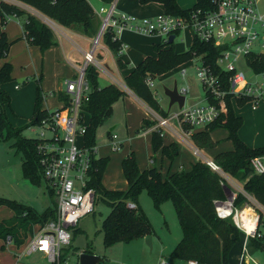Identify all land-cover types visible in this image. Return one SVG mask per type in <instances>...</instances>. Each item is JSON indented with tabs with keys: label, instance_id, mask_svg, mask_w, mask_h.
<instances>
[{
	"label": "trees",
	"instance_id": "obj_1",
	"mask_svg": "<svg viewBox=\"0 0 264 264\" xmlns=\"http://www.w3.org/2000/svg\"><path fill=\"white\" fill-rule=\"evenodd\" d=\"M36 9L48 19L55 21L60 26L81 33L87 38L96 35L99 22L88 0H16ZM110 4L113 0H100ZM140 5L149 3L161 4L165 13L173 16H183L196 7H209L211 0H196L189 9H182L176 0H136ZM1 26L6 25L8 18H22V36L27 44L36 46L41 52L56 45V40L51 28L40 20L35 14L18 6L17 4L0 1ZM102 43L116 57L118 69L126 67L120 60L121 42L113 38L111 32L103 35ZM11 42H8L4 32H0V59L6 57ZM220 47L212 43L192 40L187 51L175 52L171 44L158 43L153 45L156 56H146L125 77V86L151 110L160 116H167L156 96L152 93L147 78L154 79L157 76L184 65L194 58H201L204 64L210 66L214 73L220 74L216 59L220 54ZM263 64L256 69L261 70ZM12 66L4 62L0 66V103L3 110L0 115V136L5 132V140L14 139L13 147L22 155L21 170L23 177L32 183H39L41 179L39 156L37 147L40 141L35 138H26L23 131L31 126L39 125L44 119H48L51 112L42 108L44 94L40 85V78L35 87V98L32 117L24 127H13L6 108L10 106L9 95L1 89L3 84L9 83ZM223 76V78H226ZM86 81L90 88L88 100L81 105L88 117L86 131L83 136L85 147H95V129L106 122L112 114V104L125 95L119 87L108 84L100 87L99 73L89 66L86 69ZM59 101L66 104L69 97L62 91H58ZM247 99L236 100L238 108L244 106ZM226 110L217 120L206 125L202 130L190 134L193 145L198 149L213 148L214 141L210 133L217 128H223L227 132L226 140L232 143V150L218 153L213 163L224 174L243 182V191L252 196L264 207V175L253 173L250 160L264 155V146L251 148L238 136V131L243 125L241 116L236 115L234 108L225 99ZM153 121L145 119L143 127H150ZM187 129V127H185ZM151 149L159 151L162 158L170 163L178 156V147L175 142L164 144L159 132L151 133ZM109 162V157L92 155L90 167V179L88 188L95 191L99 199L110 208L101 225L102 240L105 248L116 244H128L132 241L146 238L152 235V225L138 204L140 193L144 190L150 197L153 205L158 208L165 202H170L178 219L182 237L170 251L169 257L173 260L187 262L194 260L198 264H227L228 254L232 246L239 242L240 233L231 219L222 220L216 216L213 201L225 200L226 190L229 186L225 178L204 160L197 159L188 171L182 169L164 176L155 167L140 171L137 166L134 152H129L121 160L122 175L127 183V189L109 190L104 187L101 180ZM48 190V189H47ZM53 204L43 212H38L33 207L0 197V207H6L12 212V216L0 221V239L7 240L10 237L15 247H20L26 238L32 233L37 224H44L56 217V201L52 190H48ZM247 202L246 197L237 192L234 199L235 207H242ZM134 207H128V204ZM260 214V223L262 221ZM2 243L1 248L4 246ZM247 245L252 253L259 254L264 248V240L261 238H249ZM83 253H92L91 248H86Z\"/></svg>",
	"mask_w": 264,
	"mask_h": 264
},
{
	"label": "built area",
	"instance_id": "obj_2",
	"mask_svg": "<svg viewBox=\"0 0 264 264\" xmlns=\"http://www.w3.org/2000/svg\"><path fill=\"white\" fill-rule=\"evenodd\" d=\"M209 5L206 8L196 7L183 16H173L164 11L143 18L124 12L117 14L114 3L98 9L100 30L98 29L92 38L90 48L83 52L82 64L77 68L74 78L64 80V88L61 91L68 95V104L64 100H58L60 107L50 111L48 119L35 125L40 128V132L34 137L40 141L37 147L40 175L46 188L54 193L56 217L44 224L35 225L24 243L20 247H14L12 257L16 263L33 254H40L48 264H60L61 252L70 244L71 230L82 217L94 211L97 195L87 186L92 155H96V150L95 147H85L83 136L88 117L82 111L81 105L88 100L90 91L86 81V69L92 66L99 74H107L97 59L105 33L111 32L113 38L118 40L122 30H129L154 36L159 38L161 43H168L171 35L175 36V40L181 32L186 31L192 40L212 43L221 48L215 63L220 74L214 73L210 66L197 57L199 66L196 67V77L203 91V103L187 105L185 102L188 89H177L178 93L184 96V104L179 112L160 116L150 109L149 120L154 124L146 128L147 132H159L162 136V131H166L184 140V136H190L192 132L203 129L225 112L226 97H229L233 108L238 99H247L246 104L252 109L264 102V13L258 11V1L211 0ZM122 49L121 45L120 53ZM240 59L248 67L251 81L238 70ZM260 64H263V68L256 69ZM185 73L186 70L181 69L182 77ZM226 75L227 77L223 78ZM151 80L150 77L146 80L149 87L152 85ZM57 93L58 91L52 94L57 98ZM2 110L0 103V115ZM45 131L49 132V137L45 135ZM115 138L116 135H112V139ZM112 148L114 151L119 149L114 142ZM194 153L199 155L195 148ZM204 161L212 170L223 176V172L212 161ZM250 166L253 173L264 175V155L252 158ZM241 193L247 199L242 207L234 206L236 194L231 192V196L225 200L213 201L215 213L219 219H231L239 233L244 236L238 264H260L253 258L256 253L249 250L247 242L249 238L264 240V233L259 229L260 214L264 213V208L252 196L244 191ZM128 207L132 208L134 204L129 203ZM245 211L249 212L253 220L251 228L244 223ZM10 243L11 239L7 237L3 248ZM259 254L263 259L261 264H264V248ZM159 264L172 263L161 259ZM185 264L198 263L189 260Z\"/></svg>",
	"mask_w": 264,
	"mask_h": 264
},
{
	"label": "rangeland",
	"instance_id": "obj_3",
	"mask_svg": "<svg viewBox=\"0 0 264 264\" xmlns=\"http://www.w3.org/2000/svg\"><path fill=\"white\" fill-rule=\"evenodd\" d=\"M257 1L258 11L264 13V0ZM93 5L96 7L94 2ZM158 11H160V9L149 6L145 8L142 13L144 16H151L158 13ZM98 22L100 27L101 21L98 20ZM44 23L47 24L46 22ZM47 25L51 28L53 33L56 32L54 27L52 28L49 24ZM132 39L139 45L143 43L147 44V47H143L142 51L139 52L140 54L146 53L145 51L147 50H150L148 54L151 53L149 38L139 35L133 36ZM171 45L175 52L181 53L187 51L190 46V37L188 33L186 31L181 32ZM35 59L34 55L32 58L29 57V60L26 62H24L23 57H21V59H17L14 62V70L12 71L13 78L11 77L12 80L4 86V89L9 93L11 98V105L6 108V112L8 114V118L12 120L11 123L13 127H17L18 125L20 127L26 126L32 117L33 110L31 102L32 97L34 98L35 96V87L37 85V80L39 79V73L42 72L43 75V81L41 84L43 89L48 91L49 88L54 87V68L48 65L47 68L45 67V70L42 71V67L39 68L37 61L35 62V66H32L34 63L33 60ZM20 61L22 62L20 63ZM198 66L199 59L194 58L192 61L184 64V66L181 65L180 67H177L168 73L157 76V78L151 80L152 85L150 86V89L156 96L159 108L165 113L173 115L179 112V108L176 104H173L168 110L169 99L164 94V88L171 89L174 82L176 83L177 89H188L185 102L187 105L203 103V91L196 77V67ZM237 68L245 74L247 80H252L250 71L244 62H242V59L239 60ZM181 69L186 70L184 77L180 75ZM100 78L101 76H99V79ZM65 79L60 81L59 85L61 88H64ZM100 80L102 83L101 85H104L106 81H104L103 78ZM121 80L123 81V78H121ZM15 85L19 87L18 90L14 88ZM121 88L128 91V89L123 87V85ZM43 94L45 97L46 94L44 92ZM53 101V96H48L46 106L53 108L56 104ZM248 105L249 104H245L243 108H248ZM235 108L238 107L235 106L234 109ZM149 110L150 108L147 105H142L130 94H126L123 97H119L112 104L111 117L95 129V146L99 149L100 154L107 153L106 146L111 143L108 136L109 133L117 135V141L122 142V147L119 151L111 152L109 154L111 160L107 165L103 176L105 183L111 188L124 189L126 187V182L123 178L121 167L118 164L117 158L127 150L128 145L135 148V156L138 157L137 163L140 166H144L147 161L146 142L148 137L143 138L140 134L143 130L141 129L143 127V121L145 119H149ZM236 110L239 112L241 109ZM242 119L243 126L241 128V133L243 136H252L255 131L263 132L264 102L258 104L257 111L253 113L250 111L244 114ZM214 131H212L214 132L213 137H222L226 133L223 128H217ZM39 132L40 128L38 126H33L26 128L23 131V136L26 138H34ZM45 135L47 137L50 136L47 131H45ZM4 137L5 132H3L2 136H0V197L15 200L19 203L33 207L40 213L43 212L48 207L52 206L54 199L50 197L43 180H40L39 183H32L23 177L21 170L22 155L21 153H17L13 147L14 139L5 140ZM162 139H171V141L176 142V144L183 149L181 160L186 162L183 163L184 168L189 165V163H187L189 161V155L194 158L196 157L197 159H210L213 161L212 152L217 146V149L232 146L229 140L222 138V140L217 143V146L215 145L211 151L198 149L193 145L190 136H184V140H182L166 131H162ZM194 148L197 149L199 153L198 156L194 153ZM164 164L165 163H163V166ZM223 177L226 181L230 180L228 178L229 176L223 175ZM226 195L228 197L231 196L230 189L226 190ZM138 204L145 212L152 225V235L150 236L152 238L151 247L147 244L146 238H143L142 241H134L137 243L133 242L131 245L120 243L109 248H105L102 240L101 225L109 213L110 208L102 203L97 196L93 213L82 217L75 227L76 230H74L75 228L71 230L70 244L62 250L60 264H79L80 251H84L86 248H91L93 252L104 256L105 262L103 263L101 261L98 264H116L118 261L128 259L130 260V263H136L135 261L137 260V256L140 257V260L143 263L151 262L153 264L157 261L155 259L162 256L164 260L169 261L170 263L184 264L182 261H173L169 257L170 251L182 237L181 228L171 203L165 202L156 208L146 191L143 190L139 195ZM11 214L12 212L8 208L0 207V221L9 218ZM262 216L259 229L262 233H264V213ZM243 237V234H240L239 242H236L230 249L227 264H238L239 251L244 239ZM3 242L4 240L0 239V245ZM138 244L143 247V249H141V253H134V251H130V253H128L125 251V248H131L134 245L138 246ZM11 245H13V243H11ZM12 248L13 247L10 246V244L4 248L0 247V263L9 262L10 259H12V254L14 252L12 251ZM253 258L258 263H263V259L260 254H255ZM20 263L48 264L45 258H43L40 254H33L29 257L23 258Z\"/></svg>",
	"mask_w": 264,
	"mask_h": 264
},
{
	"label": "crops",
	"instance_id": "obj_4",
	"mask_svg": "<svg viewBox=\"0 0 264 264\" xmlns=\"http://www.w3.org/2000/svg\"><path fill=\"white\" fill-rule=\"evenodd\" d=\"M0 1H5L8 3L17 4L18 6L24 7L25 9H28L30 12L35 13V15L37 17H39L42 21L49 24L52 28L54 27L56 29V32L53 33L55 40H56V45H53V46L49 47L48 49H46L45 51L41 52L38 47L31 46V45L27 44L26 41L23 38H21V36H22V20H23L22 18L10 17V18H8V21H7L6 25H4V26H1V23H0V32H4L8 42H11V45L8 49V53H7L6 57L3 59H0V66L4 62H8L12 66V71H13L14 65H15L14 62L17 59H19V58L21 59V57H23L24 62H26L29 60V57L32 58V56L34 55V58H36V59L33 60L34 63L32 66H35V62L37 61L39 68L42 67V71H44L45 67L47 68L48 65L53 67L54 68V82H53L54 87L49 88L48 89L49 92H48L47 90L43 89L41 86L43 92L46 94V96L44 97L43 102H42V108H44L48 111H52L54 109L59 108L60 103H59L58 99L56 98V96L53 95L52 93H55L57 91H61L63 89L59 85L61 80L65 79V78L66 79L67 78H74L76 71H77V68L82 64L83 52L90 48L91 40L95 35L91 38H87L77 31L64 28V27L60 26L58 23H56L55 21L48 19L46 16H44L43 14L38 12L36 9L29 7L23 3H20L16 0H0ZM176 1H177V4L179 5V7L182 9H189L196 2V0H176ZM88 2L91 5V7L93 8L95 15H96V18L98 20H100V16L97 14L98 9L100 7L108 6L109 4H105L100 0H91V1L88 0ZM93 2L96 4V7L93 5ZM112 3H114L115 12L117 14L124 12V13H128V14H132V15L136 16L137 18L152 17V16H155L159 13L164 12L162 5L158 4V3H149L146 5H140L136 0H113ZM149 6L156 7L158 9H160V11H158V13L151 15V16H144L142 11ZM1 16H2V12L0 11V21H1ZM139 35L142 37L149 38V41H150L149 46L151 48L150 54H148L150 50L145 51L146 53H143V54L139 53L142 51L143 47H147V44L143 43V44L139 45L132 39L133 36H139ZM188 35L190 37V44H191L192 38H191L189 33H188ZM118 40L121 42V45L123 48L119 57H120V60L124 64H126V67L123 69H118L117 65H116V57L103 44L102 49H100L97 53V59L104 66V68L107 71V74L106 75L99 74V76H101L100 79L103 78L104 81H106L104 83V85H101L102 83H101V80L99 79L100 87L106 86L108 84H113L115 86H118L122 90H123V88H121L122 85H123V87L127 88L124 84V77L146 56H149V55L150 56H156L155 52H153L154 51L153 45L160 43V39L157 37L142 35V34H138V33H135V32L129 31V30H122L118 35ZM21 62L22 61H20V63ZM182 66H184V65H182ZM12 71H11V77H12ZM38 77L40 78V85H41L42 81H43L42 72L39 73ZM121 78H123V81L121 80ZM155 78H157V77H155ZM114 79H115V81H114ZM6 84H3L1 86V89L4 90L9 95V93L4 89V86ZM16 86L17 85H15L14 88L18 90L19 87L17 86V88H16ZM123 91L125 92V95L130 94L134 99L139 101L142 105H145L129 89H128V91L127 90H123ZM48 96H53V98H54L53 102H55L56 104L53 106V108H49L46 106ZM9 97H10V95H9ZM34 98H35V96H34ZM34 98L32 97V102H31L32 110H33V105H34ZM10 105H11V98H10ZM244 106L234 109L235 114L241 116L242 118H243L244 114H246L250 111L253 113V112L257 111V109H258V106L255 109H252L250 105H248L249 106L248 108L246 107V109H244L243 108ZM236 109H241L239 111L240 113ZM14 114H15V112H14ZM10 121H12V120H10ZM17 127H20V126L18 125ZM146 128L147 127L141 128L143 130H142V133L140 134V136L143 138L148 137L147 142H146L147 161H146L144 166H140L137 163L138 169L140 171H142L144 169L151 168V167H155L162 174V176H164L168 172L172 173V172H175V171L180 170V169H182L184 171H188L191 167V164H193L197 160L196 157L194 158L193 156L189 155V159H188L189 161L187 162V163H189V165H188V167L184 168L183 163H186V162H183L181 160V154L183 152V149L180 148L179 145H177L178 156L171 163L167 159L162 158L160 156L159 151L156 153L152 152L151 143H150L151 132H147ZM241 128L238 131V136L247 146H249L251 148H257V147L264 146V131L263 132L255 131V132H253L252 136L245 137L241 133ZM214 132L210 133V136L214 141L219 142L220 140H222V138L226 139L227 132L222 137H213ZM112 135H115V134H112V133L108 134L111 143L108 146H106L107 153L100 154L99 149L95 146L97 158L109 157V162H110L111 159H110L109 154L111 152H117L121 149L122 142L117 141V139H118L117 135H116L115 139H112ZM113 142L119 147L118 150H115V151L113 150V148H112ZM163 142H164V144H168V143L174 142V141H171V139H165V140H163ZM216 146H217V143H216ZM217 148H218V146L212 152L213 158L220 152L232 150L233 146L222 147L220 149H217ZM212 149L213 148L205 149V150L211 151ZM131 151L134 152V154H136L135 148L132 147L131 145H128L127 150L123 154L118 156L117 159H118L119 166L121 165V160ZM137 159H138V157H136V162H137ZM208 160H210V159H208ZM210 161H212V160H210ZM109 162H108V164H109ZM163 163H165L164 166H163ZM223 175L229 176V175L224 174V173H223ZM103 176H104V174H103ZM228 178L230 179L229 181H227V184L229 185L230 192L236 194L237 192L243 191V189H242L243 182H239L230 176ZM101 182L104 185V187L109 189V190H122V191H124L127 189V183H126V187L124 189H114L105 183L103 177H102ZM227 197L228 196L226 195V198ZM11 216H12V214L9 217H11ZM74 230H76V228ZM142 239H138V240L142 241ZM151 240H152V238H151ZM135 241H137V240H135ZM133 242L134 241H132L131 243H128L126 245H131V244H133ZM134 243H137V242H134ZM8 245H6V246H8ZM10 246H12L13 247L12 249L14 250L15 246L11 245V243H10ZM141 249H143V247L140 246V244H138V246L134 245L131 248H125V251L128 253H130V251H132V252L134 251V253H137V252L141 253L142 252ZM82 252L83 251H80V253H82ZM92 253L101 257L103 263L105 262V258L103 255H99L98 253H95L93 251H92ZM161 259H163L162 256L158 257V259H155L157 261H155L153 264H159ZM171 260H173V259H171ZM20 261L18 263H16V260L12 257V259H10L9 262L2 263V264H14V263L21 264ZM173 261H176V260H173ZM135 262L136 263H130V260L128 259V260L118 261V262H116V264H152L151 262H149V263L141 262L139 256H137V260Z\"/></svg>",
	"mask_w": 264,
	"mask_h": 264
},
{
	"label": "water",
	"instance_id": "obj_5",
	"mask_svg": "<svg viewBox=\"0 0 264 264\" xmlns=\"http://www.w3.org/2000/svg\"><path fill=\"white\" fill-rule=\"evenodd\" d=\"M100 30V29H99ZM175 36L171 35L168 39V44H171L174 40ZM164 94L169 99L168 110L173 104H176L180 109L184 104V96L178 93L176 83L171 89L164 88ZM147 244L151 247V237H146ZM102 261V258L93 254V253H80L79 255V264H98Z\"/></svg>",
	"mask_w": 264,
	"mask_h": 264
},
{
	"label": "bare ground",
	"instance_id": "obj_6",
	"mask_svg": "<svg viewBox=\"0 0 264 264\" xmlns=\"http://www.w3.org/2000/svg\"><path fill=\"white\" fill-rule=\"evenodd\" d=\"M245 216H244V223L247 225L248 228H251L253 225V220L251 218V216L249 215L248 211H245Z\"/></svg>",
	"mask_w": 264,
	"mask_h": 264
}]
</instances>
